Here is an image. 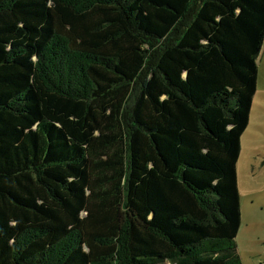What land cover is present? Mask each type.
<instances>
[{
  "label": "trees",
  "instance_id": "1",
  "mask_svg": "<svg viewBox=\"0 0 264 264\" xmlns=\"http://www.w3.org/2000/svg\"><path fill=\"white\" fill-rule=\"evenodd\" d=\"M263 45L264 0H0V264H243Z\"/></svg>",
  "mask_w": 264,
  "mask_h": 264
},
{
  "label": "rangeland",
  "instance_id": "2",
  "mask_svg": "<svg viewBox=\"0 0 264 264\" xmlns=\"http://www.w3.org/2000/svg\"><path fill=\"white\" fill-rule=\"evenodd\" d=\"M258 66L257 92L237 163L241 228L236 243L243 264H264V45Z\"/></svg>",
  "mask_w": 264,
  "mask_h": 264
}]
</instances>
